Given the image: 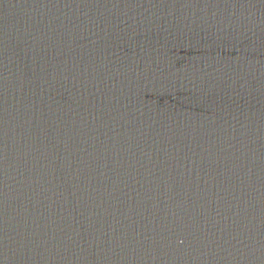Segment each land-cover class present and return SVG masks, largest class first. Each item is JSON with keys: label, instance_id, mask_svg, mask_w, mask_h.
Wrapping results in <instances>:
<instances>
[{"label": "water", "instance_id": "1", "mask_svg": "<svg viewBox=\"0 0 264 264\" xmlns=\"http://www.w3.org/2000/svg\"><path fill=\"white\" fill-rule=\"evenodd\" d=\"M0 264H264V0H0Z\"/></svg>", "mask_w": 264, "mask_h": 264}]
</instances>
